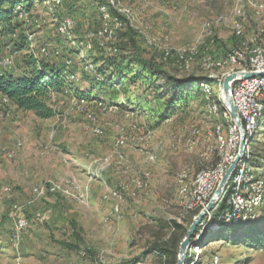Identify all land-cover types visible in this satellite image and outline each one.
I'll use <instances>...</instances> for the list:
<instances>
[{
	"label": "rangeland",
	"instance_id": "1",
	"mask_svg": "<svg viewBox=\"0 0 264 264\" xmlns=\"http://www.w3.org/2000/svg\"><path fill=\"white\" fill-rule=\"evenodd\" d=\"M19 1L31 5L30 21L36 18L40 26L12 20L7 32L0 35V58L17 50L12 39L18 33L19 41L23 39L21 23L25 34L28 30L36 32L33 49L29 46L19 51L14 67L0 71H30L35 51L43 64L57 67L69 57L79 77L71 88H56L47 96L55 112L50 118L21 109L13 101L4 104L0 93V264H162L150 249L168 241L173 232L168 226L171 222H180L187 230L190 227L187 199L179 191L181 175L187 172L192 178L214 162L217 144L211 129L220 121L209 113L199 87L184 91L188 103L182 106L173 100L174 91L166 81L150 71L154 64L171 74L208 77L198 62L180 69L172 60H164L162 50L150 44L148 38L177 54L190 47H202L212 27L220 51H228L236 43L234 9L244 0H127L140 15L142 32L127 24L118 34L120 51L116 55L109 49L110 41H105L104 47L94 41L93 49L83 53L90 58L88 62L92 59L104 67L103 73L113 85L100 84L82 73L87 63L80 49L58 35L57 20L46 5L37 0ZM96 2L64 0L56 13L58 18L75 19L76 40H85L89 32L99 28ZM245 9L243 39L250 41L264 27V13L248 6ZM11 29L14 34L9 32ZM46 43L60 49L61 55L42 56ZM215 93H219L217 86ZM75 98L83 99L85 111L72 107ZM262 120L252 143L257 152L264 148ZM96 127L102 133L95 132ZM193 128L199 129V135L189 146L187 140ZM121 137L124 144L119 146ZM17 141L23 146L14 158H9L6 152ZM46 145L54 150L42 154ZM151 153L154 160L148 158ZM146 172L150 174L148 186L139 188L134 180L142 179ZM59 179L81 183L85 201L61 194L40 197L33 193L35 185ZM5 186L12 189L10 195L3 191ZM116 190L122 193L120 200L113 195ZM117 203L119 215L113 213ZM14 204L21 205L32 221L19 242L12 240ZM257 218L255 224L223 227L231 230L220 237L221 230L208 229L203 239L204 258L218 253L223 264H264V245H251L254 239H264V233L253 230L256 224L264 226L263 208L258 209ZM181 233L178 230L176 235ZM67 244L75 248L69 249ZM82 248H89L86 256L79 254Z\"/></svg>",
	"mask_w": 264,
	"mask_h": 264
},
{
	"label": "built area",
	"instance_id": "2",
	"mask_svg": "<svg viewBox=\"0 0 264 264\" xmlns=\"http://www.w3.org/2000/svg\"><path fill=\"white\" fill-rule=\"evenodd\" d=\"M42 5H46L50 14L57 20V33L66 39L71 40L74 47L79 48L82 54L93 49V42L98 41L99 45L104 47L105 41H110V51H117L118 34L124 30L125 23L140 33L139 13L128 3L127 0H97V9L100 15V26L86 35L85 40H76L74 30L76 21L72 16L62 18L56 17V10L62 5L64 0H37ZM234 9L233 34L238 38V44L233 45L228 51H220L215 33L208 29L206 41L202 47H190L183 52L174 54L171 48L160 46L161 43L148 38V42L158 46L163 52L164 60H172L173 65L178 68L188 67L189 63L198 62V66L208 75L216 80L219 93L216 94V86L201 84V88L207 101L209 113L221 119L220 122L212 126L214 139L216 140V158L210 166L197 171L192 178L187 172L181 175L180 195L186 200V210L188 213L205 209L213 197V194L226 174L230 166L239 156L234 169L229 174L224 190L214 207L207 211L198 224L195 234L190 240L185 253V264H223L218 253H214L210 258H204V238L206 231L212 228L215 231L234 225L239 222H250L256 219L257 210L264 207V148L255 155L252 149L253 139L260 126L264 114V27H262L258 36L252 40L243 39L244 21L247 19L245 6L252 8L256 13H264V3L255 0H244ZM14 13L16 18L25 24L31 22L37 27L40 21L34 19L30 21V12L25 9V4L19 2L15 4ZM33 21V22H32ZM210 27V23L207 24ZM27 39L32 50V40L36 32L28 30ZM166 41V40H165ZM30 52V51H29ZM19 50H14L0 58V70L13 68L15 57ZM61 50L52 48L51 44L46 43L41 49V55L45 57L61 55ZM37 59L38 55L32 52ZM63 62L68 68L72 65L69 57H64ZM84 68L87 71H93V64L86 61ZM91 68V69H90ZM254 73V76L246 74ZM66 77L71 80H77V74L65 72ZM236 74L230 81L231 95L225 98L223 90L224 79L226 76ZM66 89V88H65ZM229 98L240 117L241 125L233 117L230 109ZM81 99H74L72 107L78 111H85ZM4 104L11 102L10 98L2 95ZM87 116L94 119L92 113L87 112ZM97 133H102L99 128L94 129ZM54 130L51 132V136ZM199 129L193 128L191 138L187 141L189 146L195 143L194 138L198 137ZM119 146L124 144V138L117 141ZM22 141H17L13 148L7 150L6 156L14 158L17 152L22 148ZM54 150L53 146H44L42 154H48ZM122 157V156H120ZM150 160L155 159L154 154H149ZM95 174V171H91ZM150 174L144 173L142 179L134 180L139 188L148 186ZM125 189V186H122ZM11 188L5 186L3 191L10 195ZM33 193L40 197H47L49 194H61L83 202L86 199V192L83 185L76 180L59 179L50 180L48 184H38L33 188ZM113 195L121 199V191L116 190ZM226 202V208L218 213L220 203ZM120 205L114 206L113 213L120 214ZM13 215V235L12 240L19 242L22 235L32 226L31 219L25 214L23 207L14 204ZM196 216V215H195ZM194 216V217H195ZM205 233V234H204ZM79 250L81 256L87 255V250ZM98 264V263H97Z\"/></svg>",
	"mask_w": 264,
	"mask_h": 264
},
{
	"label": "trees",
	"instance_id": "3",
	"mask_svg": "<svg viewBox=\"0 0 264 264\" xmlns=\"http://www.w3.org/2000/svg\"><path fill=\"white\" fill-rule=\"evenodd\" d=\"M22 2L19 0H0V35L3 32H7V28H10L12 20L16 18V15L14 13V7L15 4ZM25 4V2H23ZM63 4V3H62ZM60 6L57 8L56 13L58 15V10ZM25 9L30 12L31 5L25 4ZM56 15V16H57ZM22 23L20 24V29L23 30V39L19 41L20 33H18L17 38H13L14 40V47L15 49L22 51V50H28L30 43L27 39V36L24 32V29H22ZM127 23H125V28L127 27ZM9 32H12L14 34L15 30L11 29ZM235 37V36H234ZM236 43L233 45L238 44V38H236ZM219 48V46H218ZM120 51V47L117 43V51L111 52L113 54H118ZM90 58L84 57L83 61H88ZM32 60V59H31ZM94 66L93 71H87L84 67H82L81 71L87 76L92 77L94 80H96L100 84L109 83L113 85V82L111 79L109 80L106 77V74L103 72L104 67H99L95 61L91 59L90 62ZM28 72L24 73H13V72H5L0 71V93L2 95H6L10 98L11 101H13L19 108L24 110H31L34 111L38 116L42 118H50L55 115V112L53 108L48 104L47 102V96L50 97V94L56 89L60 88L64 90L66 87L71 88L72 83L78 80L79 73L74 70V65H70L68 68L66 67V64L62 62V66H56L54 64H43L40 59L34 58L33 61L30 63ZM70 72L77 74V80L71 81L66 77L65 72ZM150 71L156 75L157 78H162L166 81V85L170 87L173 92V100L178 101L177 103L187 104L188 101H186V94L184 91L187 89H191L194 87H199L202 94V88L201 84H209L211 86H214L216 83V80L210 77H204L199 78L195 77L193 74H171L168 70L164 69L161 66L151 64ZM111 81V82H110ZM188 99V98H187ZM204 103L207 106V101L205 99V96L203 94ZM173 101H171L172 103ZM184 103V104H183ZM219 119V118H218ZM262 121L264 122V114L262 117ZM218 121H221L219 119ZM262 122V123H263ZM217 123V122H216ZM215 123V124H216ZM261 124L259 128L257 129V132L260 131ZM256 132V133H257ZM255 155L259 154V151L254 152ZM226 208V202L223 201L220 203L218 213H221ZM264 209V207H262ZM260 208V210L262 209ZM191 214V215H190ZM198 214V211H193L189 213L191 221H193V218L195 215ZM257 216H258V210H257ZM258 218L251 220L249 223H257ZM243 222L236 223L234 225L242 224ZM247 223V222H246ZM168 226H170L173 230V232L168 236V238L165 242H162V244H156L153 248L150 249L153 253L156 254V256L160 259L162 264H177L178 261V253H179V247L183 240L184 235L187 232V229H185L180 222H171ZM233 225L228 226L232 228ZM264 226H260L259 224H256L254 226V229H259L261 233H264ZM239 228V227H238ZM223 229V230H222ZM178 230H181L182 233L180 235H176V232ZM222 232L218 235H224L226 231H229L231 229L224 228L219 229ZM234 233L237 232L236 230H233ZM250 234V233H248ZM264 245V239H254L251 242L252 246H259ZM69 249H74L75 246L73 244H67L66 245Z\"/></svg>",
	"mask_w": 264,
	"mask_h": 264
},
{
	"label": "water",
	"instance_id": "4",
	"mask_svg": "<svg viewBox=\"0 0 264 264\" xmlns=\"http://www.w3.org/2000/svg\"><path fill=\"white\" fill-rule=\"evenodd\" d=\"M254 73H249L246 74V76H254ZM236 76V74H231L226 76V78L224 79V84H223V90L224 93L227 94L229 97L231 95V87H230V81ZM229 104H230V109H231V113L233 115V117L237 120V122L239 123V125H241L240 122V117L232 103L231 98H229ZM239 160V156L237 157V159L235 160V162L230 166V168L228 169V171L226 172V174L223 176L222 180L220 181V183L218 184L213 197L210 199L207 207L203 210H201L194 218L192 223L190 224V227L187 230L186 236L183 238L181 244H180V249H179V253H178V261L177 264H185V253H186V249L189 246L190 240L193 237V235L196 232L197 226L199 224V222L202 220V218L204 217V215L207 213V211H210L215 203L217 202V200L220 198L225 184L227 182L228 176L229 174L232 172V170L234 169L236 163Z\"/></svg>",
	"mask_w": 264,
	"mask_h": 264
},
{
	"label": "bare ground",
	"instance_id": "5",
	"mask_svg": "<svg viewBox=\"0 0 264 264\" xmlns=\"http://www.w3.org/2000/svg\"><path fill=\"white\" fill-rule=\"evenodd\" d=\"M228 97H229V96H228L227 94H225V98L228 99Z\"/></svg>",
	"mask_w": 264,
	"mask_h": 264
}]
</instances>
